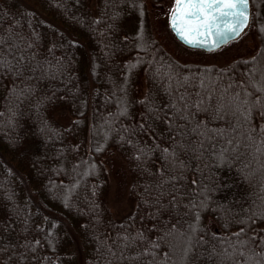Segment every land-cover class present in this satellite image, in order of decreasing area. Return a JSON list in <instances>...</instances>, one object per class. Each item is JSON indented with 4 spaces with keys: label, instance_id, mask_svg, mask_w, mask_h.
Wrapping results in <instances>:
<instances>
[{
    "label": "trees",
    "instance_id": "16d2710c",
    "mask_svg": "<svg viewBox=\"0 0 264 264\" xmlns=\"http://www.w3.org/2000/svg\"><path fill=\"white\" fill-rule=\"evenodd\" d=\"M4 1L0 264H264V81L237 88L241 111L210 87L264 71V29L251 58L221 68L165 54L138 21L146 0ZM249 2L254 29L264 3ZM112 150L135 203L120 220L105 200Z\"/></svg>",
    "mask_w": 264,
    "mask_h": 264
},
{
    "label": "rangeland",
    "instance_id": "374dc122",
    "mask_svg": "<svg viewBox=\"0 0 264 264\" xmlns=\"http://www.w3.org/2000/svg\"><path fill=\"white\" fill-rule=\"evenodd\" d=\"M96 0H92V3L95 4ZM0 3L3 4V7H0V11L4 10V7L11 8V5H7L9 3H5L4 0H0ZM147 8L145 14L143 13L144 19H139L138 21L141 22L142 28L144 31L148 32L150 35H152L154 41L156 40V44L159 46H162V48L168 54H170L174 59H177L180 62L183 63H198V64H204V65H212L215 64L218 67H226L230 65L233 61L236 59H249L251 58L257 48L258 45L261 43V39L259 37H255L253 35V32L262 33V29H264V23H260V25L257 24L255 28L253 29V26L249 29L246 28L244 32L238 36L236 39L229 41L227 44L223 45L222 47L213 50V51H204L202 49L197 48H188L183 45H181L173 36L172 32L169 29V16H170V10L172 9V5L170 0L169 1H160L158 4H151L148 0H146ZM145 3V4H146ZM262 3H264V0H262ZM93 8H95V5H93ZM149 11V12H148ZM144 20V23H143ZM58 29H62L60 26L55 25ZM262 31V32H261ZM140 36V35H139ZM143 39H147V37L144 36V33L141 35ZM142 40V39H141ZM162 49V50H163ZM137 54V50L134 52L133 57ZM159 56L164 55L163 52L158 53ZM161 58V57H160ZM11 58H7L6 63H9ZM100 68V65H99ZM100 71V69H99ZM159 74H161L159 70H157ZM145 74V73H144ZM162 75H165V77L168 78V69L162 71ZM120 79L122 78V75L118 76ZM244 79L246 80L247 84H243V81L240 80L238 83H232L233 81L237 82L238 79L234 78V76L228 80H219L215 77L213 79L211 84L212 87L219 88V83H221L220 88H222L220 91H213V95H219V101H227L229 103L234 104L235 108L236 106H239V110H243L240 108V102H242L244 99L243 95H236L237 88L239 87L243 92L249 93L250 87H256L259 89L261 87V82L264 81V71L261 70L259 72H256L255 69H251L249 73H244ZM164 80V77H163ZM228 83L226 86H224L225 83ZM230 84H234V88L231 90L228 89V86ZM111 89H117L120 88L113 82L110 81L109 83ZM198 85V84H197ZM248 86V87H247ZM224 87V88H223ZM148 88V81L146 80V77H142L139 83V93L138 95L140 97H145L147 95V89ZM250 88V89H249ZM224 89V90H223ZM234 90V91H233ZM121 91V90H119ZM233 91V92H232ZM191 92V96L189 97V100H192V103H195V100L193 101V96L199 97L198 91L196 93L194 90ZM221 94V95H220ZM237 100V102H236ZM152 99L150 100V103L148 106H151ZM183 105L186 107V100L183 98ZM188 104V103H187ZM178 107L176 103L173 104L172 108ZM54 117L56 121L61 125H67L73 118L64 109H57V111L54 113ZM104 166L106 169L109 187L107 189L106 194V204L112 214V217L116 220H120L125 215L129 214L133 208H134V201L129 196V189L131 185V177L130 173L127 167V164L124 159H122L119 154L112 150L108 155L104 158ZM237 256H235L236 258ZM234 258V257H233ZM83 264V263H81Z\"/></svg>",
    "mask_w": 264,
    "mask_h": 264
},
{
    "label": "snow or ice",
    "instance_id": "6c2138e0",
    "mask_svg": "<svg viewBox=\"0 0 264 264\" xmlns=\"http://www.w3.org/2000/svg\"><path fill=\"white\" fill-rule=\"evenodd\" d=\"M247 9L248 0H174L170 26L189 45L215 48L241 34L248 23ZM208 37H213L211 42Z\"/></svg>",
    "mask_w": 264,
    "mask_h": 264
},
{
    "label": "water",
    "instance_id": "95a60500",
    "mask_svg": "<svg viewBox=\"0 0 264 264\" xmlns=\"http://www.w3.org/2000/svg\"><path fill=\"white\" fill-rule=\"evenodd\" d=\"M247 14H248V23H249V19H250V3H249V0H248ZM169 17H170V16H169ZM248 23H247V25H248ZM168 25H169V29H170V31L172 32V34L174 35V37L177 39V41H179L182 45H184V46H186V47H189V48H199V49H203V50H206V51H211V50H215V49L221 47L222 45H224V44H226L227 42H229V41H231V40H233V39L236 38V37H234V38H232V39H228V40H226L224 43L219 44V46H218V47H215V48H211L210 46H192V45H189V44L185 43L184 40H182V39L180 38V36L177 34V32L173 30V28L170 26V19H169V23H168ZM246 27H247V26H246ZM246 27H245V28H246ZM245 28H244V29H245ZM244 29H243V30H244ZM208 39H209V41L211 42V40L213 39V37H208Z\"/></svg>",
    "mask_w": 264,
    "mask_h": 264
}]
</instances>
